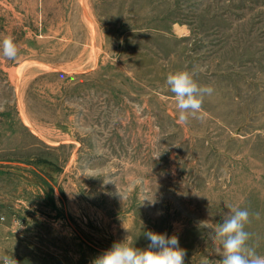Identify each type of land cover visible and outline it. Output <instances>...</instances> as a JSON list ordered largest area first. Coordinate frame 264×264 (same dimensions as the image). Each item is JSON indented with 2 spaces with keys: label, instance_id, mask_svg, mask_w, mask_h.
I'll return each mask as SVG.
<instances>
[{
  "label": "rangeland",
  "instance_id": "rangeland-1",
  "mask_svg": "<svg viewBox=\"0 0 264 264\" xmlns=\"http://www.w3.org/2000/svg\"><path fill=\"white\" fill-rule=\"evenodd\" d=\"M6 36L0 264H92L149 230L217 264L232 207L264 256V0H0ZM179 70L214 89L185 124Z\"/></svg>",
  "mask_w": 264,
  "mask_h": 264
},
{
  "label": "clouds",
  "instance_id": "clouds-1",
  "mask_svg": "<svg viewBox=\"0 0 264 264\" xmlns=\"http://www.w3.org/2000/svg\"><path fill=\"white\" fill-rule=\"evenodd\" d=\"M18 46L11 36L0 40V53L8 59H15ZM195 71L179 70L166 77L168 90L174 94L179 123L185 124L189 117L201 118L205 97L211 96L214 89L201 85L194 78ZM200 114V115H198ZM259 219V213L255 214ZM250 223L247 209L232 207L211 235L215 249L220 257L217 264H264V256L258 255L255 247L249 244L251 233L246 230ZM143 235L150 242L146 248H137L125 239L114 242L112 246L95 257L92 264H184L186 250L180 246L176 235L145 231ZM5 264H16L5 257Z\"/></svg>",
  "mask_w": 264,
  "mask_h": 264
},
{
  "label": "built area",
  "instance_id": "built-area-1",
  "mask_svg": "<svg viewBox=\"0 0 264 264\" xmlns=\"http://www.w3.org/2000/svg\"><path fill=\"white\" fill-rule=\"evenodd\" d=\"M4 262H5V260H4ZM5 264V263H4Z\"/></svg>",
  "mask_w": 264,
  "mask_h": 264
}]
</instances>
